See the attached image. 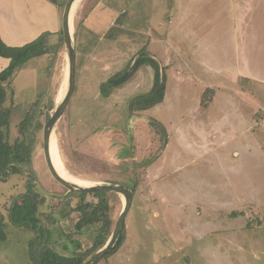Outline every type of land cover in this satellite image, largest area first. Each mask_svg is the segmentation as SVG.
<instances>
[{
    "label": "rangeland",
    "instance_id": "rangeland-1",
    "mask_svg": "<svg viewBox=\"0 0 264 264\" xmlns=\"http://www.w3.org/2000/svg\"><path fill=\"white\" fill-rule=\"evenodd\" d=\"M98 1L111 18L86 37L95 44L86 68L75 54L74 91L52 131L66 173L132 191L124 240L97 264H264V0H79L74 44ZM56 36L47 55L30 58L5 83L9 142L36 101L41 129L29 134L22 173L0 179V264H31L34 233L8 217L30 175L48 246L64 256L89 254L84 262L96 252L87 253L99 225L76 229L79 192L54 179L43 152V128L68 73L62 31L61 43ZM142 49L160 62L165 95L131 110L130 101L153 86L149 63L107 95L101 85ZM85 194L88 202L99 199ZM123 206L121 194L108 193L112 230Z\"/></svg>",
    "mask_w": 264,
    "mask_h": 264
},
{
    "label": "trees",
    "instance_id": "trees-1",
    "mask_svg": "<svg viewBox=\"0 0 264 264\" xmlns=\"http://www.w3.org/2000/svg\"><path fill=\"white\" fill-rule=\"evenodd\" d=\"M54 2V0H51ZM61 33V30L59 31ZM61 43V38L59 39ZM59 43V45H61ZM144 49L131 61L128 67L117 72L110 77L107 82L101 85V93L107 95L109 89L119 86L127 81L130 76L144 63H149L154 69L153 86L151 90L139 98L132 99L129 103L131 110H145L159 104L165 95V76L162 75L161 64L153 57H149ZM48 52V44L43 36H38L30 42L20 46L7 45L0 37V57L8 59V64L0 71V179L5 180L8 175L22 173L23 164L31 159V148L26 142L30 132H34L41 125L37 121L35 109L38 101L31 106L32 111H28L25 117L18 124V136L13 143L8 140L9 128V108L4 103L7 96L6 81L9 80L15 72L23 66L30 58L40 56ZM34 176L27 177L25 191L16 195L8 208L9 222L16 227H23L34 233V236L28 241L29 260L31 264H82L86 257L77 253L73 256H64L57 253L48 246L51 233L45 227L39 216V206L43 203L41 196L35 190L36 183ZM98 197L95 203L85 200V193H79L80 201L74 207L73 211L78 212V219L75 227L81 231L86 227H97L96 234L92 241L90 251L95 252L102 247L109 238L112 230V222L107 216L108 193H92ZM5 222L0 219V240L5 239ZM124 240V232L121 234L118 244L109 253H113ZM86 254V253H85ZM108 255V254H107ZM106 256V255H105ZM104 256V257H105ZM103 257V258H104ZM102 258V259H103Z\"/></svg>",
    "mask_w": 264,
    "mask_h": 264
},
{
    "label": "crops",
    "instance_id": "crops-1",
    "mask_svg": "<svg viewBox=\"0 0 264 264\" xmlns=\"http://www.w3.org/2000/svg\"><path fill=\"white\" fill-rule=\"evenodd\" d=\"M100 2L94 3L75 32V54L77 58L78 55L81 56L80 60L85 68L91 61V53L95 45L94 42H87L90 38L86 37L95 35L105 24H108L106 18L109 17L110 11L103 9ZM60 4V0H54V2L51 0H0L1 39L7 45L20 46L38 36H43L45 42L50 45L52 43L50 37L60 35ZM111 23L112 21L109 24ZM58 37L57 42H59ZM0 58L5 60H0L2 69L8 64V59Z\"/></svg>",
    "mask_w": 264,
    "mask_h": 264
},
{
    "label": "water",
    "instance_id": "water-1",
    "mask_svg": "<svg viewBox=\"0 0 264 264\" xmlns=\"http://www.w3.org/2000/svg\"><path fill=\"white\" fill-rule=\"evenodd\" d=\"M75 1L76 0L66 1L61 16V31L64 39L66 55L68 57L67 88L60 104L55 108L54 112L49 116L47 122L44 125L42 144H43L45 161L51 175L58 183L66 187L69 191H76L79 193H98V192L117 193V194H121L124 197L123 209L115 223V226L109 238L102 247H100L91 257H89L85 262L82 263V264H97L100 260H102V258L105 255L109 254L119 242V239L125 227L126 215L132 205V191L126 185L119 183H108V184L86 185V186H80L74 184L66 180L58 173L51 159L50 137L56 122L61 117V115L63 114L64 110L68 105V102L73 94L74 85H75V48L72 38V32L70 29V13Z\"/></svg>",
    "mask_w": 264,
    "mask_h": 264
},
{
    "label": "bare ground",
    "instance_id": "bare-ground-1",
    "mask_svg": "<svg viewBox=\"0 0 264 264\" xmlns=\"http://www.w3.org/2000/svg\"><path fill=\"white\" fill-rule=\"evenodd\" d=\"M78 2H79V0L75 1L74 5L72 6L71 13H70V29H71V32H73V19H74V15H75V11H76ZM67 77H68V73H66V75L63 78V85H62V91L60 94V99L63 98V96L66 92ZM50 155H51V159H52V162L54 164V167L56 168V170L58 171V173L62 177H64L66 180H68L74 184L80 185V186H86L87 185V183H84L83 181H81L77 178H74V177L70 176L68 173H66L65 169L63 168L61 159L59 157L56 141H55L53 134H51V137H50Z\"/></svg>",
    "mask_w": 264,
    "mask_h": 264
}]
</instances>
